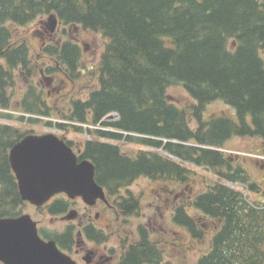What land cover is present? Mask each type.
I'll return each instance as SVG.
<instances>
[{"label":"trees","instance_id":"trees-1","mask_svg":"<svg viewBox=\"0 0 264 264\" xmlns=\"http://www.w3.org/2000/svg\"><path fill=\"white\" fill-rule=\"evenodd\" d=\"M51 14L64 26L100 33L107 39L99 63V87L87 100L74 102L75 111L64 119L100 123L113 128L95 132L103 140L152 147L173 157L143 150L128 155L117 145L86 141L78 160L91 161L97 185L108 197L139 177L190 191L197 179L183 164L201 168L213 180L190 192L186 205H176L171 213L172 223L193 241H202L207 229L212 232L208 250L195 264H264V204L222 184L232 183L264 198V186L222 151L226 141L238 137L259 141L258 152L264 155V0H0V57L4 58L0 62V119L33 123L37 114L48 115L40 110L47 106L38 96L23 110L32 114L29 118L7 113L6 93L14 84L13 71L29 64L28 42L11 46L10 28ZM67 53L72 54L71 64L64 60ZM79 57L76 45L63 42L57 62L70 78L77 76L74 69L79 67ZM175 85L195 101L191 111L168 101L166 91ZM215 101L231 107L234 117L205 119V107ZM111 113L117 119L104 121ZM189 118L196 122L195 129ZM29 134L0 124V218L17 217L25 204L8 153ZM260 163L263 167L264 161ZM127 193L128 197H118L116 202L125 217L135 215L140 207L138 198ZM64 234L71 236L73 229ZM136 236L119 264H173L164 259L146 226H138Z\"/></svg>","mask_w":264,"mask_h":264},{"label":"rangeland","instance_id":"rangeland-1","mask_svg":"<svg viewBox=\"0 0 264 264\" xmlns=\"http://www.w3.org/2000/svg\"><path fill=\"white\" fill-rule=\"evenodd\" d=\"M47 18L48 16H44L43 18L36 19L25 26L10 28L13 40L19 41L20 39L25 38L30 47L32 57L36 58L41 43V40L34 34L35 29L40 22L47 23ZM58 24L55 28V31L58 30V35L54 39L55 41L62 42L68 40L70 42H76L80 50L83 48V45L88 46L87 50H81V55L79 57V71L76 73L77 76L75 75L76 77H74L78 83L73 85V88L65 86V88L61 89L60 93H55L50 90L51 92L49 95L47 94V89L44 88V86H41V89H43L44 92L43 96L39 97L43 99V101L45 100L49 107V109L43 111L48 114L47 116H42V114L36 115L38 117H43L42 119L35 118L36 121L33 123L26 121L21 123L18 121L0 119V124L10 125L23 132H29L34 135H44L49 133L59 138L64 136L75 142L97 140L98 142L114 144L117 145L123 153L128 155H133L135 152L143 150L173 159V157L168 156L160 149L140 146L125 141L103 140V138L98 137L95 132L97 130L112 131L113 128L102 127L100 123L95 125L78 124L64 119V115L68 114L70 99H84L90 91H93L98 87V84L96 86L91 85V81L100 77L98 57L100 53H103L107 44V39L100 33L83 30L74 26L67 27V31H63L66 33H63L62 30L59 31ZM36 64V72L33 77H38V68L46 66L42 61H37ZM60 78L62 77L60 76ZM14 81L15 83L13 84L12 89H15V95L13 99L19 100L22 92L27 89L32 81H26L22 73L19 71L17 72ZM36 82H38V80H36ZM44 84L45 82H43V85ZM66 91H69V93H66ZM166 96L170 103L187 110V112L191 111V107L195 105V101L180 85L169 87L166 91ZM11 113L12 115H22L25 118H29V115L18 109H11ZM203 114L205 119H209L215 116L234 117L235 113L231 107L225 105L223 102L215 101L205 107ZM47 119H51L53 124L64 122L63 124H66L69 130H60L53 126V124L47 125L45 123ZM115 119L116 116H112L111 118L104 119V121L111 122ZM71 125L81 127L82 131H73L70 127ZM189 125L193 129L197 127L196 122L191 118H189ZM259 148L260 142L255 139L235 137L225 142L224 150L222 151L229 154V156H233L236 162H240L247 169L254 181H257L264 186V166L261 167L262 163H260L261 161H264V155L258 152ZM183 165L189 167L191 171L195 172L194 177L197 179V181L193 183V188L190 191L184 186L181 187L171 182L151 181L145 177L135 179L128 186L130 193L140 198V207L135 215L120 219L121 225L116 228V231H110L113 232L115 236L118 235L121 241V243L120 241L119 243L113 241L110 244L118 246V244H122L123 240H126L128 242L125 243L126 248L136 239V228L138 226H146L151 231V239L157 242L159 248L163 250L164 259L173 264H195L197 258L208 250L209 238L212 233L210 229L206 230V237L202 241L196 242L193 241L182 228L174 225L171 221V213L176 205H186L187 195L190 192L203 189L205 182L213 180L212 176L207 171L187 164ZM222 184L236 191L242 192V194L248 199H254L256 201L260 200L264 204V198L259 195H253L252 193L249 194L240 186L232 183L222 182ZM68 208L69 210H76L79 214L86 212L85 205L81 199L72 200ZM19 210L20 214H28L30 217H33L34 221L41 219L40 217H37L38 211H36L32 205L24 204ZM189 211L192 215L196 216V213L191 208ZM53 217L56 218L53 222L46 221L41 224L47 226V230L49 231L53 230V228L63 231L66 226L65 223L60 220V216L54 215ZM76 224V221L73 222L74 226H76ZM125 248L123 247V250Z\"/></svg>","mask_w":264,"mask_h":264},{"label":"flooded vegetation","instance_id":"flooded-vegetation-1","mask_svg":"<svg viewBox=\"0 0 264 264\" xmlns=\"http://www.w3.org/2000/svg\"><path fill=\"white\" fill-rule=\"evenodd\" d=\"M59 31H67V27L62 26L61 23L58 24ZM66 33V32H63ZM34 34L41 40L39 45V53L35 57H32L31 50L29 47V52L26 53V57L28 58L29 64L18 66L13 72L16 77L17 72L19 71L24 76L25 80L32 81V83L27 87L26 90L22 92V95L19 100L13 99L15 95V89H12L13 85H10L7 89V97H9V113H11V109H18L23 111L27 109L25 106L31 104V100L36 96H43L44 90L41 89V86L47 89V94L50 92L60 93L62 88L65 86L74 87L76 83V79L70 78L66 75V70L64 67H60L57 62V58L59 57V53L63 42H68V40H64L62 42L55 41V37L58 35V30L51 32L46 23L40 22L36 27ZM12 42L11 46H21L22 43L26 42L25 38L18 40H13V36L11 37ZM27 43V42H26ZM25 43V44H26ZM76 45L79 49V55H81V50H87L88 46L83 45V48H79L78 44L75 42H70ZM70 51V49H69ZM101 53L98 57V63H100ZM72 54L67 53L64 60L71 64ZM36 59V60H34ZM4 58L0 57V62H2ZM42 61L46 65L38 68V77H33L37 67L36 62ZM75 72L78 73L79 67L74 69ZM60 76L62 78H60ZM15 80V79H14ZM38 80V82H36ZM43 82L45 84L43 85ZM15 83V81H14ZM98 84L99 87V78L93 79L91 81V85L96 86ZM97 87V88H98ZM96 88V89H97ZM51 90V91H50ZM21 91V90H20ZM63 92V91H62ZM31 93V94H30ZM69 93V91H66ZM92 91H90L84 99H70L68 105V113L74 112L73 103L76 101H85L87 100ZM39 97V98H40ZM41 99V98H40ZM42 101V99H41ZM44 103L49 109L46 101ZM41 104L39 103L40 107ZM45 108H41V111L47 110ZM69 130L68 127L64 129V131ZM61 139L65 141V143L71 148L78 158L84 150L85 143L84 142H75L73 140H69L66 137L62 136ZM129 187L119 188L117 190V195L113 197H108L104 191L105 199L97 200L93 205L88 206L85 205V213L79 214L76 210H69L70 202L74 199H69L65 194H57L52 197L47 203L40 207H34L36 211H38L37 217H40V220H35L37 225V231L39 237L45 241H54L57 247L65 254H67L76 264H119L121 256L123 254V247L125 248V243H128L126 240H123L122 244H118V246H113L110 244L111 242L119 243L120 237L115 236L113 232L116 231V228L121 225L120 219H122L123 214L117 208L116 202L118 201V197H128L127 192ZM138 198L137 196H135ZM81 199V198H75ZM140 204V198H138ZM70 212L75 213V217L72 220H64V216L69 214ZM54 215H59L60 220L65 223V228L63 231H59L55 228L49 231L47 230V226L42 225V222H53ZM132 216V215H131ZM33 220V217H31ZM34 221V220H33ZM77 222L76 226L73 225V222ZM73 229V234L71 236H67L64 234L66 229ZM137 229V228H136ZM136 231V230H135ZM121 243V241H120ZM89 255V257H87ZM1 264V263H0Z\"/></svg>","mask_w":264,"mask_h":264},{"label":"water","instance_id":"water-1","mask_svg":"<svg viewBox=\"0 0 264 264\" xmlns=\"http://www.w3.org/2000/svg\"><path fill=\"white\" fill-rule=\"evenodd\" d=\"M47 26L55 31L54 14ZM109 114L106 118H111ZM22 201L40 207L56 194L70 199L80 197L86 205L104 200L103 189L94 180V166L89 160L78 161L66 143L53 134L27 135L8 153ZM74 212L63 219L72 220ZM89 257V255H87ZM0 262L2 264H76L60 251L54 241H43L29 215L0 218Z\"/></svg>","mask_w":264,"mask_h":264}]
</instances>
